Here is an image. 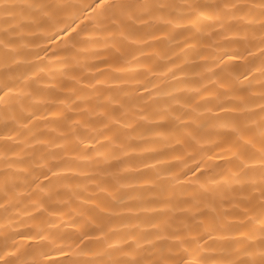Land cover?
<instances>
[{
    "label": "bare ground",
    "instance_id": "1",
    "mask_svg": "<svg viewBox=\"0 0 264 264\" xmlns=\"http://www.w3.org/2000/svg\"><path fill=\"white\" fill-rule=\"evenodd\" d=\"M0 264H264V0H0Z\"/></svg>",
    "mask_w": 264,
    "mask_h": 264
}]
</instances>
